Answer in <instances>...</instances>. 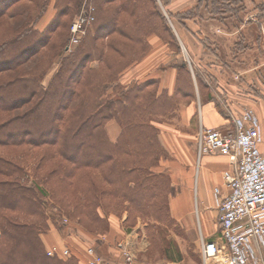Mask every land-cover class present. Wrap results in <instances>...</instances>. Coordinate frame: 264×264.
Segmentation results:
<instances>
[{"label":"trees","instance_id":"trees-1","mask_svg":"<svg viewBox=\"0 0 264 264\" xmlns=\"http://www.w3.org/2000/svg\"><path fill=\"white\" fill-rule=\"evenodd\" d=\"M62 1L54 0L52 4L57 11L53 21L61 24L70 21V14L66 9L69 4L63 5ZM97 1L103 4L96 8V19L98 17L101 23L102 19L110 16L113 24L110 27L107 24L102 27L97 25L96 36L91 41L101 39L104 45L107 38L108 47L114 50L121 48L124 43L118 39L112 40L113 35L127 36L134 40L138 34L149 48V38L156 34L168 36L179 48L177 36L157 0H114L113 4L118 2L117 8L103 6L111 0H85L84 6L86 9L88 3L96 6ZM82 2L83 0H75L77 11L80 10ZM202 2H206L212 9L220 5L217 0H199L198 5ZM51 3L52 0H40L38 6L28 9L24 0H0V19H19L21 22L22 17L26 18L14 31L0 25V73L7 69L14 70L20 65L12 57L16 56L14 54L17 53L18 46L27 40L34 38L30 40V46L20 50L19 58L32 52L33 48H41L49 43L48 36L40 33L37 26ZM165 5L171 6L169 0ZM228 7L223 6L220 9L226 11ZM120 10L127 12L132 18L131 21L115 18L114 15ZM169 14L174 19L178 16V22L182 25H185L186 20L194 18L193 11L179 15V12L169 9ZM130 23L134 27L131 28ZM61 24L55 28H60ZM131 29L136 33H130ZM146 30L149 31L145 32ZM199 40L208 48L206 40ZM93 41V50L100 52V46ZM67 45L66 42L64 47ZM84 49L81 48L82 51ZM38 51L40 50L36 48L35 52ZM89 55L84 54L85 63L90 61ZM100 58L101 55L98 59ZM79 65L80 63L69 76L73 79L69 88L64 87L65 81H62L64 73L69 71L66 68H61L51 77L47 89L39 84L38 79L43 77L42 73L34 74L33 71L24 76L19 74L9 81L0 79V264H80L71 255L65 259L59 255L48 256L46 253L43 235L51 230L53 221H49L43 209L41 191L28 184V160L34 158L35 150L41 152L37 154L38 162L33 167L37 176L47 183L57 181L63 184L80 172H91L95 175L94 180L88 179L81 188L80 204L75 206V211L79 207L77 211L80 218L84 214L92 221L104 222L107 217L101 215L100 210L105 209V205L98 201L105 200V197L108 200H128L133 209L143 216L150 211L152 216L157 212L160 215L166 214L165 205L158 206L153 202L163 199L162 188L166 184L161 174L153 172L164 154L156 123L161 122L166 115L175 113L171 110L176 111L179 106V93H183V96L189 94L193 87L191 72L184 64L176 63L177 95L171 96L165 89L159 94V80L151 78L131 86H113L112 91L117 96L105 97L108 92L105 83H108L110 76L103 73L97 74L95 78L75 75ZM202 84L206 85L205 82ZM2 95L13 100L5 105ZM62 95L65 96L63 100L60 99ZM165 103L168 104L167 108ZM21 107H25V110L20 115H10L13 110ZM42 107L47 109L45 114L41 112ZM54 109V124L47 126V130L38 132V136L34 137L27 124L34 123L33 120H39L43 115L51 118ZM167 110L170 112L167 113ZM110 120H115L121 129L116 141L111 139L107 130ZM139 200L145 202L140 203ZM51 215L59 225V216L53 213ZM59 227H62L61 224Z\"/></svg>","mask_w":264,"mask_h":264},{"label":"rangeland","instance_id":"rangeland-1","mask_svg":"<svg viewBox=\"0 0 264 264\" xmlns=\"http://www.w3.org/2000/svg\"><path fill=\"white\" fill-rule=\"evenodd\" d=\"M38 1L40 0H24L28 9L38 6ZM111 1L103 6L105 8H117L119 6L117 1L114 4V0ZM198 1L169 0L174 11L179 12V15L188 14L193 11L194 18L186 20L185 25H182L178 22V16H176V19L171 18L169 9L170 11L173 9L171 6L167 7L165 5L168 0H157V4L177 36L179 48L165 35H151L159 39L158 42L160 44L156 50H154L152 43L147 48L142 36L139 37L138 34L136 35L138 38L135 36L134 40L129 39L127 36L118 37L117 35H113L112 40L118 39V41H123L122 43L124 44L121 48H114V50L109 48L106 42L107 38L104 40V45L101 39H96L92 41L101 48L100 52H96L93 50L92 41L90 40L96 36V29L98 26L102 27V25L107 24L110 27L113 24L110 16L102 19L101 23L98 21V17L96 19V10L98 11L96 8L100 7L103 3L97 1L96 6L88 3V9L93 7L91 12H93L95 19L85 25V33L82 35L81 42L79 44H72L71 39L73 35L71 33V26L85 7V0H83L82 6L78 11L75 8V0L62 1L63 5L69 4L66 9L70 14V21L67 23L62 22V24L61 22L53 21L57 11L52 5L54 3V0H52L51 6L37 26L40 33L48 36V39H50L49 43L47 42L48 44L46 43L47 45L41 48L40 46L33 48L32 52L34 53L29 52L20 58L18 57L20 50L30 46V42L34 38L19 45L17 53L14 54L16 56L13 55L14 57L12 58L16 59L20 65L14 70L7 69V71H2L0 79L9 81L18 77L19 74L24 76V74H30L33 71L34 74L42 73L43 77L38 79L40 80L39 84L44 89H47L51 83V77L61 68H66L69 71L64 73L62 81H65L64 87L69 88L73 81L69 76L74 73L75 68L80 63L81 66L79 65L75 75L95 78L97 74L103 73L110 76L108 83H105V88L107 87L106 89L108 90L105 97L117 96V93H113L112 91L113 86H131V84L142 83L151 78L159 80L157 89L159 90V94L165 89L169 95L173 96L177 95L178 70L175 65L179 62L189 69L193 82V87L189 90L188 95L183 96V93L178 94L179 105L192 101L196 104L213 101L220 109L226 106L224 108L226 111L227 109L231 112L232 110L241 111L242 108L250 107L258 112L257 106L249 101L247 103L239 102V97L250 96L248 98L251 99V96H264V0H217L220 5L215 9H212L206 2L198 5ZM198 6L200 7L197 8ZM220 6L229 7L224 11L225 9H220ZM73 13L75 14L72 15ZM114 17H119L123 21H131L132 19L127 12L124 13L121 10ZM22 19L23 21L19 22V19L10 21V19L3 18L0 19V25L5 26L7 30L14 31L26 20L23 17ZM59 24L62 26L55 28ZM65 25L66 27H64ZM129 25L131 28L134 27L132 23ZM147 31L149 30L145 32ZM130 33L135 34L136 31L131 29ZM199 38L206 40L208 48L204 47ZM66 42L68 45L65 48ZM36 48L40 51L35 52ZM81 48H85V51H82ZM124 49L125 51H123ZM153 50V59L155 60L148 62L149 55H151ZM85 53L90 54L88 56L90 60H88V63H85L83 60ZM6 55L9 57L8 53ZM100 55L101 58L98 59ZM16 61L15 63H17ZM15 63L11 66L15 65ZM173 70H176L175 78L171 75V71ZM225 71L228 72V76H225ZM200 79L203 80L202 83L205 82V86L201 83ZM172 80L174 87L173 90H170L169 87L171 85L169 86V84H171ZM229 81L231 82L229 83ZM17 95L25 96V94ZM2 96L5 105L13 100V98L9 99L6 95ZM60 97L63 100L65 96L62 95ZM227 100H229L231 108H229ZM164 106L167 108L168 104L165 103ZM24 110L25 107H21V109L17 108L10 115L16 117V115H20ZM45 111L47 112L46 107H42L41 112L45 114ZM171 111L175 113L170 116L166 115L161 119V122L156 123L159 133H161V125L176 116L177 110ZM44 117L45 115L39 120H33L34 123L27 124L32 129L34 137H37L38 132L44 131L47 126L54 124L55 109L52 112L51 118ZM261 119L264 125V116ZM107 130L111 139L116 141L121 129L115 120H110L107 123ZM163 149L164 154L153 168V172L161 174L165 178L167 185L165 184L162 188L163 199L154 200L153 202L158 206L165 205L167 215H160L156 211L157 213L152 216L150 211V213H146L147 215L143 216L136 209H133V205L128 200H108L109 198L105 197V200H97L102 205H105V209L100 210V214L107 217L104 222L99 220L92 221L84 214H82L81 218L78 217L79 207L78 211H75V206L80 204L81 188L89 181L88 179L94 180L95 175L91 172L88 174L87 172H80L72 179L65 180L63 184L57 181L47 183L37 176L36 170L33 167L37 161V154L41 151H33L34 158L28 160V184L41 191L43 209L49 221H53L51 230L43 235L46 249L48 250L51 247L48 246L47 235L50 233L56 234L58 239H63L62 242L60 240L59 243L52 245V248L54 246L57 247V255L59 257L67 259L71 255L80 264H93L96 256L88 248H85L82 241L78 238L82 234L90 239L91 242H94V245L99 243L103 252L113 253L116 257L120 258L121 261H118L120 263H123L126 253V251L118 247L120 243H123L127 251L133 256V264H163L169 262L167 259L173 260L175 258L181 260V264H196L194 261L199 262L198 237L200 230L197 223L201 226V220L197 214H195V222L191 219L181 222V220L179 221L173 216L171 212V197H174L176 187L173 183L172 175L174 172L171 166L175 158L170 155L164 146ZM96 178L98 179V177ZM159 189L161 190V187ZM60 198L63 200H60ZM139 202L144 203L145 200H139ZM52 213L59 216V225L61 224L62 227H59L53 220ZM76 213L78 214L76 215ZM157 216H160V218ZM112 223L114 225L113 229ZM138 225H140L139 228ZM112 230L115 233H111ZM131 232H139L146 236L145 247L142 246L140 250H134L130 247V244L124 239L126 234H130ZM65 250L69 251L68 255L64 253ZM79 250L89 255L90 259H86L83 262L82 257L79 255Z\"/></svg>","mask_w":264,"mask_h":264},{"label":"built area","instance_id":"built-area-1","mask_svg":"<svg viewBox=\"0 0 264 264\" xmlns=\"http://www.w3.org/2000/svg\"><path fill=\"white\" fill-rule=\"evenodd\" d=\"M92 8L85 7L71 26V43L79 44L84 27L93 21ZM232 114V112H230ZM233 129L221 130L201 125L197 142L199 154L227 155L235 169L225 170L223 179L227 193L217 200L220 211V234L223 243L201 238L202 264L219 258L220 264H264V125L257 111L245 108L232 116ZM218 195L219 188H215ZM126 251L123 263L113 261L95 247L93 264H133V256ZM57 247L48 248L47 255H57ZM65 254H69L65 250Z\"/></svg>","mask_w":264,"mask_h":264},{"label":"crops","instance_id":"crops-1","mask_svg":"<svg viewBox=\"0 0 264 264\" xmlns=\"http://www.w3.org/2000/svg\"><path fill=\"white\" fill-rule=\"evenodd\" d=\"M174 11L173 6H171ZM158 38L151 36L149 38L150 43L153 44L154 50L159 46ZM154 50L149 55L148 62H152L154 58ZM171 75L175 78L176 70L171 71ZM224 76V75H223ZM225 76H228V72L225 71ZM228 81V80H227ZM231 81H229L230 83ZM173 80L169 84L170 90H173ZM246 84V83H245ZM233 85V84H232ZM231 85V86H232ZM169 90V91H170ZM247 97H239L240 101L247 103V101L253 103L258 107V115L260 118L264 116V96L257 95L251 96V99ZM229 108L231 104L227 100ZM213 102V101H212ZM206 101L202 104H196L194 101L185 102L178 106L176 116L171 122H167L161 125L160 140L175 160L172 164L173 183L175 185L174 197H171V212L173 216L179 221L191 219L195 222V214L200 217L201 226H199L198 237V256L199 262L194 261L196 264L203 263V255L201 248V238L207 240H213L222 244V238L220 234V211L217 200L221 199L227 193V188L223 179V172L225 170L233 171L235 169L234 163L227 155L220 153H204L199 154L197 145V134L203 125L204 127L217 128L221 130L233 129L234 124L232 116L239 115L242 110H232V114L227 109L224 110L217 107L215 102ZM246 108V107H245ZM234 112V113H233ZM262 120V119H261ZM215 188L220 189V193L217 195ZM197 210V211H196ZM194 213V215H193ZM126 217V216H125ZM199 222V220H198ZM145 225V224H144ZM140 225H138V228ZM114 225L112 223V229ZM115 233V231H111ZM145 235L142 233H127L124 240H126L132 249L140 250V248L146 244ZM82 241L85 248L95 247L99 252L113 261H121L113 253L103 252L99 243L93 244L90 239L86 238L82 234L78 236ZM63 239H58L56 234L47 235L48 246L51 244L59 243ZM80 251V250H79ZM83 262L86 261L85 254L81 250L79 254ZM120 259V260H119ZM169 262L163 264H181L179 259L173 260L167 259ZM84 264V263H82ZM211 264H220L219 258L213 260Z\"/></svg>","mask_w":264,"mask_h":264},{"label":"bare ground","instance_id":"bare-ground-1","mask_svg":"<svg viewBox=\"0 0 264 264\" xmlns=\"http://www.w3.org/2000/svg\"><path fill=\"white\" fill-rule=\"evenodd\" d=\"M52 245H53V244H51V246H52ZM54 245H55V244H54ZM84 254H85V253H84ZM84 256H85L86 259H90V256H89V255L85 254ZM87 262H88V260H87Z\"/></svg>","mask_w":264,"mask_h":264}]
</instances>
